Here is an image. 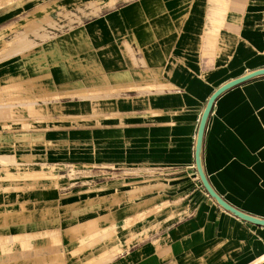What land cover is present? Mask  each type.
I'll return each mask as SVG.
<instances>
[{"label": "crops", "instance_id": "0c3cea01", "mask_svg": "<svg viewBox=\"0 0 264 264\" xmlns=\"http://www.w3.org/2000/svg\"><path fill=\"white\" fill-rule=\"evenodd\" d=\"M55 1L69 6L83 0ZM96 1L93 9L102 14L60 37L65 45L51 56L57 61L49 74L59 87L52 93L64 97L56 105L72 114L67 122L79 125L64 132L63 146H71L64 151L77 149L81 167L154 168L173 188L170 201L145 205L125 220L145 239L108 264H264V226L221 207L205 189L195 157L213 93L264 69V0ZM7 2L0 0V27L34 10L39 0H13L4 8ZM127 39L144 51L137 66L122 56L120 44ZM83 93L91 99H72ZM84 107H91L90 114ZM35 117L25 123L33 125ZM36 134L41 132L27 135ZM201 162L226 203L264 220V75L217 99ZM3 197L0 191L1 203ZM144 200L138 204L153 199Z\"/></svg>", "mask_w": 264, "mask_h": 264}, {"label": "rangeland", "instance_id": "374dc122", "mask_svg": "<svg viewBox=\"0 0 264 264\" xmlns=\"http://www.w3.org/2000/svg\"><path fill=\"white\" fill-rule=\"evenodd\" d=\"M36 4L0 27V264H97L113 256L108 264L145 239L138 235L141 228L125 220L145 205L170 201L173 188L154 168L141 173L93 169L90 163L81 167L77 149L64 151L71 147L63 146L64 132L79 125L67 122L65 116L72 114L56 105L64 97L52 93L59 87L49 74L57 61L51 56L65 45L60 37L102 13L92 0ZM120 49L133 66L144 53L135 39L123 41ZM91 97L83 93L72 99ZM83 112L90 114L91 107ZM31 116H36L33 125L25 123ZM143 175L150 179H138ZM143 197L153 200L138 204Z\"/></svg>", "mask_w": 264, "mask_h": 264}, {"label": "water", "instance_id": "95a60500", "mask_svg": "<svg viewBox=\"0 0 264 264\" xmlns=\"http://www.w3.org/2000/svg\"><path fill=\"white\" fill-rule=\"evenodd\" d=\"M264 75V69L250 73L244 77H241L239 79H236L234 81H231L227 84H225L224 86H222L221 88H219L215 93H213V95L210 97L206 109L203 113L202 119H201V123H200V127H199V131H198V137H197V144H196V167H197V171L199 173V177L205 187V189L207 190V192L209 193V195L215 199L217 201V203L223 207L225 210L233 213L235 216L243 219L244 221L256 224V225H261L264 226V220L261 219H257L255 217L249 216L245 213L240 212L239 210L235 209L234 207H232L231 205H229L228 203H226L211 187V185L209 184L207 177L203 171L202 168V162H201V151H202V143H203V137H204V133H205V128H206V124L207 121L209 119V116L212 112L213 106L215 104V102L217 101V99L226 91H228L229 89L240 85L252 78H255L257 76H263Z\"/></svg>", "mask_w": 264, "mask_h": 264}]
</instances>
